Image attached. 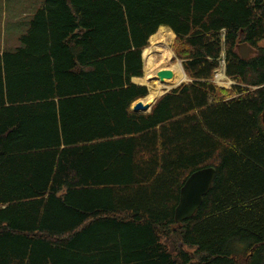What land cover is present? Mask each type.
I'll list each match as a JSON object with an SVG mask.
<instances>
[{
	"label": "trees",
	"instance_id": "1",
	"mask_svg": "<svg viewBox=\"0 0 264 264\" xmlns=\"http://www.w3.org/2000/svg\"><path fill=\"white\" fill-rule=\"evenodd\" d=\"M31 14L0 51V264H264V0H43ZM160 27L189 81L135 112ZM209 167L201 207L176 223L181 188Z\"/></svg>",
	"mask_w": 264,
	"mask_h": 264
},
{
	"label": "water",
	"instance_id": "2",
	"mask_svg": "<svg viewBox=\"0 0 264 264\" xmlns=\"http://www.w3.org/2000/svg\"><path fill=\"white\" fill-rule=\"evenodd\" d=\"M145 51V50H144ZM143 51V53H144ZM142 53V60L144 62ZM238 53L243 60L250 59L257 54V51L247 44H242L238 48ZM157 77L161 80L173 78L170 69L158 71ZM171 89H167L169 91ZM162 93L160 97L163 95ZM145 100V99H144ZM143 99L135 102L132 110L135 112H147L156 102L145 103ZM264 123V109L262 115ZM216 178V169L213 167L198 170L188 177L180 191L179 204L175 210V221L178 224L192 218L201 207L204 197L209 193Z\"/></svg>",
	"mask_w": 264,
	"mask_h": 264
},
{
	"label": "rangeland",
	"instance_id": "3",
	"mask_svg": "<svg viewBox=\"0 0 264 264\" xmlns=\"http://www.w3.org/2000/svg\"><path fill=\"white\" fill-rule=\"evenodd\" d=\"M36 2L37 0H0V51L13 50L20 46V43L18 40L19 36L22 33H24L26 29L28 28L30 19L32 17V14L30 13V8L34 7L36 5ZM23 7H26L25 11ZM168 31H170V29L165 28L163 35L166 38L161 43H166L169 49L172 50L174 54V58L171 63L172 64L180 63L182 67V62L176 57L172 49V44L174 43L175 36H172ZM150 38H149V46L147 48L151 47ZM144 75H145V70H144V63H143V76L141 78H143ZM217 76L218 78L220 77L219 75ZM141 78H137L139 80L137 79L135 80L137 82L136 84L143 85L142 81L140 80ZM187 81H188V78L186 76V79L183 82H187ZM183 82H180V83H183ZM180 83H177L172 88H175ZM216 83L225 88H230L231 86L229 85L233 84L232 81L226 79L224 76L219 78V80H217ZM148 90L150 93V90H153V89L148 88Z\"/></svg>",
	"mask_w": 264,
	"mask_h": 264
},
{
	"label": "bare ground",
	"instance_id": "4",
	"mask_svg": "<svg viewBox=\"0 0 264 264\" xmlns=\"http://www.w3.org/2000/svg\"><path fill=\"white\" fill-rule=\"evenodd\" d=\"M164 31V27L158 29L157 33L150 38L151 47L147 48L143 53L145 75L140 80L143 85L153 89L150 90L149 95L144 100L145 103H153L162 94L163 90L171 89L177 83L183 82L186 79L181 64L171 63L174 58L172 50L169 49L166 43H161L166 38L163 35ZM168 32L174 36L171 30ZM162 69H170L173 72V78L164 80L159 79L157 73Z\"/></svg>",
	"mask_w": 264,
	"mask_h": 264
},
{
	"label": "crops",
	"instance_id": "5",
	"mask_svg": "<svg viewBox=\"0 0 264 264\" xmlns=\"http://www.w3.org/2000/svg\"><path fill=\"white\" fill-rule=\"evenodd\" d=\"M42 2H43V0H37V2H36V5L34 6V7H31L30 8V13L31 12H33V11H35L37 8H39L41 5H42ZM22 6V5H21ZM23 9H24V11L26 10V7H23ZM137 78H133L132 79V81H133V83H137L135 80H136ZM140 85V84H139ZM152 108V107H151ZM151 108L146 112V113H148V112H150V110H151Z\"/></svg>",
	"mask_w": 264,
	"mask_h": 264
},
{
	"label": "built area",
	"instance_id": "6",
	"mask_svg": "<svg viewBox=\"0 0 264 264\" xmlns=\"http://www.w3.org/2000/svg\"><path fill=\"white\" fill-rule=\"evenodd\" d=\"M217 79H219L218 76H217Z\"/></svg>",
	"mask_w": 264,
	"mask_h": 264
}]
</instances>
